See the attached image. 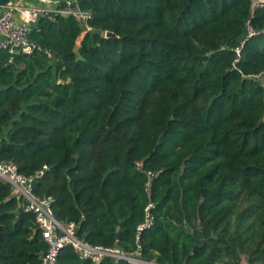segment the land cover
Returning <instances> with one entry per match:
<instances>
[{
	"label": "trees",
	"instance_id": "obj_1",
	"mask_svg": "<svg viewBox=\"0 0 264 264\" xmlns=\"http://www.w3.org/2000/svg\"><path fill=\"white\" fill-rule=\"evenodd\" d=\"M252 4L78 0L85 24L39 17L38 49L0 52V163L34 177L33 195L91 246L147 264H264V2ZM24 204L0 180V264L47 251ZM57 264L130 263L65 247Z\"/></svg>",
	"mask_w": 264,
	"mask_h": 264
},
{
	"label": "built area",
	"instance_id": "obj_2",
	"mask_svg": "<svg viewBox=\"0 0 264 264\" xmlns=\"http://www.w3.org/2000/svg\"><path fill=\"white\" fill-rule=\"evenodd\" d=\"M21 1L24 0H19V2ZM26 1H33L36 5L21 6L18 4L19 2L12 0L0 9V52L7 51L9 55H30L38 49L37 45L30 40L29 34L31 25L41 16L51 18L59 15H72L83 24L90 19V13L79 10L78 0ZM263 2L264 0H253L252 8H258ZM38 4H42V8H39ZM247 31L248 36L254 35L249 24H247ZM136 166L138 169L143 168L142 162H137ZM145 174L147 176L145 187L149 194L151 180L156 174L151 171H146ZM0 180L10 185L13 196L22 197L25 200L24 211L34 215L36 226L47 244V251L41 256L40 264H57L58 255L65 247L74 249L81 259H90L95 263L108 257L115 261L122 260L130 264H147L139 259L138 252L127 254L118 247L91 246L78 239L75 234V224L56 220L51 211L52 198L34 196L32 193L34 177L19 174L11 162L0 163ZM150 207L151 205L146 208L145 220L138 226V231L152 225L153 219L148 212Z\"/></svg>",
	"mask_w": 264,
	"mask_h": 264
},
{
	"label": "water",
	"instance_id": "obj_3",
	"mask_svg": "<svg viewBox=\"0 0 264 264\" xmlns=\"http://www.w3.org/2000/svg\"><path fill=\"white\" fill-rule=\"evenodd\" d=\"M12 0H0V9L2 8V7H4V6H6L9 2H11ZM42 4H38V7L39 8H42ZM105 37L106 38H114L115 37V35L113 34V33H111V32H106L105 33ZM119 236H120V230L118 231V233H117V239H119ZM205 241H203V244L200 246V247H196V248H194V250L193 251H195L196 249H198V248H202L204 245H205Z\"/></svg>",
	"mask_w": 264,
	"mask_h": 264
},
{
	"label": "crops",
	"instance_id": "obj_4",
	"mask_svg": "<svg viewBox=\"0 0 264 264\" xmlns=\"http://www.w3.org/2000/svg\"><path fill=\"white\" fill-rule=\"evenodd\" d=\"M15 1H17V2H19V0H15ZM18 4H20L21 6H25V5H36V3H34L33 1H26V0H24V1H21V2H19ZM49 8H50V6H48Z\"/></svg>",
	"mask_w": 264,
	"mask_h": 264
},
{
	"label": "rangeland",
	"instance_id": "obj_5",
	"mask_svg": "<svg viewBox=\"0 0 264 264\" xmlns=\"http://www.w3.org/2000/svg\"><path fill=\"white\" fill-rule=\"evenodd\" d=\"M77 43H79V41H78ZM261 81L264 83V79H261ZM240 264H247V262H246L245 259L243 258V260H241Z\"/></svg>",
	"mask_w": 264,
	"mask_h": 264
}]
</instances>
